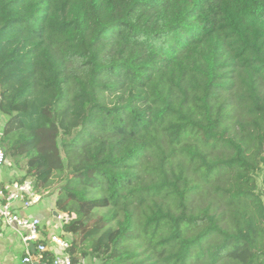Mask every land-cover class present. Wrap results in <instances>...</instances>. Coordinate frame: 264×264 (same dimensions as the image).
I'll use <instances>...</instances> for the list:
<instances>
[{"label":"trees","instance_id":"trees-1","mask_svg":"<svg viewBox=\"0 0 264 264\" xmlns=\"http://www.w3.org/2000/svg\"><path fill=\"white\" fill-rule=\"evenodd\" d=\"M1 115L72 253L264 264V0H0Z\"/></svg>","mask_w":264,"mask_h":264},{"label":"built area","instance_id":"built-area-1","mask_svg":"<svg viewBox=\"0 0 264 264\" xmlns=\"http://www.w3.org/2000/svg\"><path fill=\"white\" fill-rule=\"evenodd\" d=\"M5 152L0 145V167L6 163ZM42 201L31 182L8 183L0 188V229L10 226L24 244L21 258L15 264H85L72 253L74 239L64 231L70 223L67 214L58 212L55 230L48 232L39 217L21 216L19 210H28Z\"/></svg>","mask_w":264,"mask_h":264},{"label":"rangeland","instance_id":"rangeland-1","mask_svg":"<svg viewBox=\"0 0 264 264\" xmlns=\"http://www.w3.org/2000/svg\"><path fill=\"white\" fill-rule=\"evenodd\" d=\"M2 121L1 124H4V121L6 120V117L1 115ZM1 119V118H0ZM1 135V134H0ZM6 163L0 167V182L3 180V182L0 183V188L8 183H14V182H20L23 180L25 176L28 177L27 182L33 181V177L28 175V167L26 164L25 159L14 158L11 155L6 157ZM259 186L260 191L263 190V187L261 185V178H259ZM60 186L55 187L54 189L46 191H40L36 190L37 193L41 194L42 201L38 204L34 205L33 207L29 208L28 210H22L26 211L27 214H21V216L26 217H34L37 216L41 218V220L45 223L44 227L47 226V231L51 232L55 230V227L57 226V221L54 218V213L57 211L56 206L54 204L55 199V193L59 189ZM12 227L1 225V232L2 234L0 239H3L6 245L8 246H16V244L19 243V240H15L18 238L16 233H14ZM57 233L63 235V231L61 229L55 230ZM67 233V232H66ZM67 233L66 235H68ZM74 239L73 235H68ZM85 249V250H84ZM23 246L21 248L20 253L23 254ZM83 251L87 252V255L85 256L83 254ZM76 258H79L82 260L85 264H102L99 259H95L92 254H90V248H81L79 247L78 250L75 252ZM2 264V263H0Z\"/></svg>","mask_w":264,"mask_h":264},{"label":"crops","instance_id":"crops-1","mask_svg":"<svg viewBox=\"0 0 264 264\" xmlns=\"http://www.w3.org/2000/svg\"><path fill=\"white\" fill-rule=\"evenodd\" d=\"M0 118H1L0 119V134H1L2 125H3V124H1V122H3V121H2V117L1 116H0ZM1 182H3V180ZM54 204H55V202H54ZM22 210L23 209L19 210L20 214H27L26 211H22ZM34 217H38V215L34 216ZM44 224L45 223L43 222V225ZM11 230H13V229H11ZM0 232H1V229H0ZM1 235L2 234H0V238L2 237ZM15 240L17 241L19 239L17 238ZM22 246H23V250H24V244L21 243L20 240H19V243L16 244V246H8V245H6V243L4 242L3 239H0V263H2V264H15L22 256V254L20 253Z\"/></svg>","mask_w":264,"mask_h":264},{"label":"water","instance_id":"water-1","mask_svg":"<svg viewBox=\"0 0 264 264\" xmlns=\"http://www.w3.org/2000/svg\"><path fill=\"white\" fill-rule=\"evenodd\" d=\"M54 215H58V212L56 211V212L54 213Z\"/></svg>","mask_w":264,"mask_h":264}]
</instances>
